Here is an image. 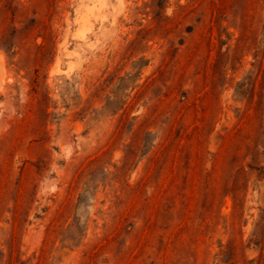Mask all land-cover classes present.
Instances as JSON below:
<instances>
[{
    "label": "rangeland",
    "instance_id": "374dc122",
    "mask_svg": "<svg viewBox=\"0 0 264 264\" xmlns=\"http://www.w3.org/2000/svg\"><path fill=\"white\" fill-rule=\"evenodd\" d=\"M0 264H264V0H0Z\"/></svg>",
    "mask_w": 264,
    "mask_h": 264
},
{
    "label": "bare ground",
    "instance_id": "6f19581e",
    "mask_svg": "<svg viewBox=\"0 0 264 264\" xmlns=\"http://www.w3.org/2000/svg\"><path fill=\"white\" fill-rule=\"evenodd\" d=\"M95 4V3H94ZM83 16V15H82ZM80 19H83V17L82 18H80Z\"/></svg>",
    "mask_w": 264,
    "mask_h": 264
}]
</instances>
